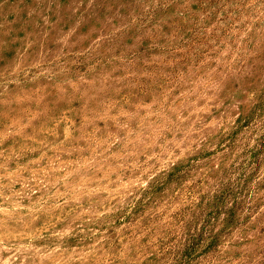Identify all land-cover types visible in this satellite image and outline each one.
<instances>
[{
  "label": "rangeland",
  "instance_id": "rangeland-1",
  "mask_svg": "<svg viewBox=\"0 0 264 264\" xmlns=\"http://www.w3.org/2000/svg\"><path fill=\"white\" fill-rule=\"evenodd\" d=\"M0 264H264V0H0Z\"/></svg>",
  "mask_w": 264,
  "mask_h": 264
}]
</instances>
